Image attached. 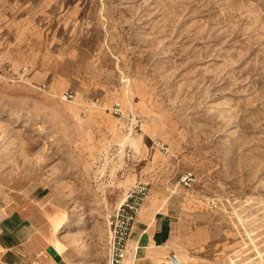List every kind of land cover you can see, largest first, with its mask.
<instances>
[{
    "label": "rangeland",
    "instance_id": "1",
    "mask_svg": "<svg viewBox=\"0 0 264 264\" xmlns=\"http://www.w3.org/2000/svg\"><path fill=\"white\" fill-rule=\"evenodd\" d=\"M0 179L54 189L78 264L135 186L186 264H264V0H0Z\"/></svg>",
    "mask_w": 264,
    "mask_h": 264
},
{
    "label": "crops",
    "instance_id": "2",
    "mask_svg": "<svg viewBox=\"0 0 264 264\" xmlns=\"http://www.w3.org/2000/svg\"><path fill=\"white\" fill-rule=\"evenodd\" d=\"M151 212L139 214L122 259L111 264H155L174 251L171 216L160 211L150 216ZM68 220L53 188L33 180L0 179V264H78L75 240L58 235ZM149 247L159 252L156 258H149Z\"/></svg>",
    "mask_w": 264,
    "mask_h": 264
},
{
    "label": "built area",
    "instance_id": "3",
    "mask_svg": "<svg viewBox=\"0 0 264 264\" xmlns=\"http://www.w3.org/2000/svg\"><path fill=\"white\" fill-rule=\"evenodd\" d=\"M73 92L69 91L65 94V98L69 99L73 97ZM117 114L120 113L119 108L114 110ZM142 121L134 116L130 120V124L135 128H141ZM191 177L186 175L185 179ZM144 186H135L131 188L117 212L114 214V219L112 224H114V229L112 231V263H118L123 257V251L125 250L126 240L129 236L130 230L133 227V224L137 220L140 209L143 204ZM159 264H185L181 256L175 251H171L168 254L164 255L159 262ZM212 264V263H208Z\"/></svg>",
    "mask_w": 264,
    "mask_h": 264
},
{
    "label": "bare ground",
    "instance_id": "4",
    "mask_svg": "<svg viewBox=\"0 0 264 264\" xmlns=\"http://www.w3.org/2000/svg\"><path fill=\"white\" fill-rule=\"evenodd\" d=\"M126 145V144H125ZM124 200H125V197L122 199V201L120 202V204H122L123 202H124ZM73 225V224H72ZM72 228H75V225H73V227ZM70 230H72V229H70ZM159 254V252H157V251H154V249L153 248H148V256H149V258H152V259H154V258H156L157 257V255ZM180 256H181V254H179ZM147 256V255H146ZM181 258H182V260L184 261V263L186 264V262H185V260L183 259V257L181 256ZM139 261V260H138ZM136 263V262H135ZM233 263H234V261H233ZM110 264H111V262H110Z\"/></svg>",
    "mask_w": 264,
    "mask_h": 264
}]
</instances>
